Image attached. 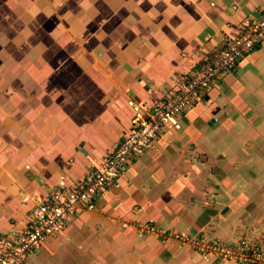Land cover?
Returning <instances> with one entry per match:
<instances>
[{
    "label": "crops",
    "instance_id": "1",
    "mask_svg": "<svg viewBox=\"0 0 264 264\" xmlns=\"http://www.w3.org/2000/svg\"><path fill=\"white\" fill-rule=\"evenodd\" d=\"M264 0H0V236L86 178ZM28 264H225L156 230L264 240V39ZM235 264V263H227Z\"/></svg>",
    "mask_w": 264,
    "mask_h": 264
},
{
    "label": "built area",
    "instance_id": "2",
    "mask_svg": "<svg viewBox=\"0 0 264 264\" xmlns=\"http://www.w3.org/2000/svg\"><path fill=\"white\" fill-rule=\"evenodd\" d=\"M264 39V14L247 20L243 31L225 40V45L208 61L177 75L175 87L151 107L129 101L133 110L130 129L121 141L94 164L86 178L73 186H60L42 198L34 207L29 222L0 236V264H28L39 245L63 234L70 223L84 210H95L106 188L126 173L130 164L154 147L166 127L179 129L178 119L204 101L225 74L237 69L238 63L253 52ZM145 233L156 232L164 240L177 241L211 262L264 264V240L238 238L224 242L206 233H175L156 230L151 226Z\"/></svg>",
    "mask_w": 264,
    "mask_h": 264
}]
</instances>
